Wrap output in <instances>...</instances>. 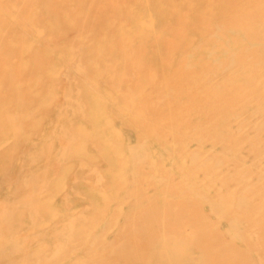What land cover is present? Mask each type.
<instances>
[{"label":"rangeland","instance_id":"obj_1","mask_svg":"<svg viewBox=\"0 0 264 264\" xmlns=\"http://www.w3.org/2000/svg\"><path fill=\"white\" fill-rule=\"evenodd\" d=\"M190 1L103 0L95 10L92 0H54L52 18L43 0H0V264H147L125 249L127 240L150 238L165 209L176 218L200 199L204 219L222 233L235 217L253 244L260 238L239 217L243 208L226 216L221 200L260 182L264 110L250 96L264 91V76L245 95L257 110L234 103L219 124L226 105L202 106L184 71L208 63L204 75L217 70L206 88L228 91L232 79L248 89L251 68L234 62L242 35L218 46L204 40L202 22L186 39L171 30L192 13ZM227 50L234 56L222 66ZM197 225L189 219L185 231ZM159 229L146 252L168 261ZM256 247L255 264H264Z\"/></svg>","mask_w":264,"mask_h":264},{"label":"bare ground","instance_id":"obj_2","mask_svg":"<svg viewBox=\"0 0 264 264\" xmlns=\"http://www.w3.org/2000/svg\"><path fill=\"white\" fill-rule=\"evenodd\" d=\"M102 1L100 0V2H97L96 0H92L94 9L95 6L97 8ZM192 1L190 2L193 5H188V7L193 10V15L191 11H185L187 13L184 14L182 18L183 21L182 23H180V26L175 27L171 30H174L175 33H178L181 37H183V39H186L188 34H191L192 29L195 30V28L198 26V23L202 22L204 27H202V29L204 30L203 33L205 35L209 33V35H207L206 39L204 40L212 43V45L215 44L219 46L220 43V45L225 46V42H227L228 44H230L231 42L236 43L240 39H242L244 49H241L239 54H235L237 56H235L236 59L234 60V62L238 64H240L241 62L246 63L250 65L251 68L249 73H247L246 75V77L248 78V89L242 85V79L236 81L232 79V81H234L236 85L235 87H232L233 89H230L228 91H224L221 88L207 89L206 87L209 81H207L208 77L210 78V76L216 73L215 71L217 70H209V72L211 73L210 76L209 72L208 75H204V71L207 70V68L205 67H211V65L208 63L203 65V70L199 73L193 70H188V72L184 71L186 76L183 77L184 79L181 78L183 81L190 80L194 83L196 82V88L190 89V91L196 92V96L198 97V99H201L203 101L202 106H211L212 104L217 103L219 104V111H222V106L226 105V108L222 112H219V124L223 125L225 123V125H227V117L230 112V108L228 107L232 104L238 103L241 107H249L252 104L254 110H257V106L253 101L251 102V100H245L247 99V96L245 95L249 94L248 90L251 91L250 93L257 91H252L249 85L255 84L254 81L257 80V78L262 79L264 76V0ZM43 2L45 3V11L43 14L47 17L55 18V16H53V11L55 10V6H53L54 0H52V2L51 0H43ZM92 10L93 8L88 12H92ZM170 10L177 11V8L174 6H170ZM103 13L104 19L108 18L109 14H107L106 16L107 12ZM37 20L43 21L44 19L39 16L38 18H36L35 22H39ZM233 32L237 34L238 38H233V35H231ZM241 35L242 37L239 39V36ZM225 53H227L228 56L224 60L225 63L222 66L226 64H228L229 66L234 55H231L230 50H227ZM23 55H25V58H21L29 61H34L39 58L38 56H36V54L23 53ZM220 64L219 62H217L218 66ZM11 73L12 70L9 74L11 77H13ZM18 74L19 73L15 74L14 82L20 81L18 78ZM181 76L182 75L178 77ZM3 77L7 79V77ZM251 77L253 79H251ZM10 89L11 92L14 93V89ZM259 92L252 93L254 95L250 96V99L253 98V96L256 98L260 96L259 102L263 106H260V108L258 107V109L260 112H262L264 110V91H261L262 94ZM7 102L9 103L10 107L12 105V101ZM108 145L109 144L102 147V153L104 155L110 152V147H108ZM198 157L202 158V156L200 155ZM261 172L262 174L259 178L260 182L256 185L252 184L253 186L246 187L245 196L237 197L236 192H230L228 195H224V198L222 197L223 200H221L227 207H225L227 214L224 213L226 214V216H229L228 212L231 206L238 207L239 209L243 208L242 211L238 212L239 217L242 216L243 218H245L248 222L247 226H251L254 228L253 230L257 229V231L260 232V238L256 239L254 241V244L249 239L250 237L247 233L244 234L240 231V225L236 222V220L238 219L235 217L230 219L229 224L226 227V233H222L220 230H218L217 226L215 227L213 224L205 220L203 216L204 214L201 211L205 200L200 199L202 205L199 204V200H197V202L191 200L193 205L196 204L195 206H199V208L196 210L192 207H189L188 209H178V211H176V216L180 214V216L182 217L179 218L180 216H177L176 218L179 219L173 218L172 215L174 214L172 209H165L162 213L163 217L160 218L161 225H159V227L153 225L154 229L153 231H151V234H154L155 236L153 235L150 238L144 236L142 239H128L125 249L132 251L137 257H146L147 264H255L253 251L257 248L256 245L260 246L258 247L261 248L260 251L264 249V201H260L261 198H264V169H262ZM197 192L193 195L194 197H196V195H202L201 191L197 190ZM247 196H252L253 198L249 200ZM214 202L212 204L214 206H217L218 203L216 204ZM151 214L152 217H154V215H156V211H153ZM192 218L194 221L198 222L197 226H199V230L196 232H187L185 231L184 226L186 225V222ZM156 223L157 221L154 220L153 224ZM147 226H149V224H147ZM160 227H162V232L165 235V239H167V243L169 244L168 246L170 247L169 249L171 250L168 261H160L161 259L159 260L157 256H153L150 258L151 253L146 252V249L148 250L150 247H152L154 242L158 239L157 236H160ZM226 235L230 236L232 240H225ZM155 237L156 240L153 242V239ZM178 237H184V243H186L185 246H182L180 248L179 246L177 247V245H175ZM238 240H243L245 246L241 247L240 244L236 243ZM193 248H197V250L200 251V255L196 259L193 258L190 253ZM152 255L154 254L152 253Z\"/></svg>","mask_w":264,"mask_h":264}]
</instances>
